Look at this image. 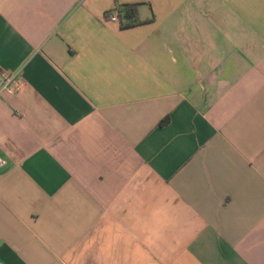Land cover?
<instances>
[{
	"label": "crops",
	"instance_id": "obj_1",
	"mask_svg": "<svg viewBox=\"0 0 264 264\" xmlns=\"http://www.w3.org/2000/svg\"><path fill=\"white\" fill-rule=\"evenodd\" d=\"M0 69L1 263L264 264V0H0Z\"/></svg>",
	"mask_w": 264,
	"mask_h": 264
},
{
	"label": "built area",
	"instance_id": "obj_2",
	"mask_svg": "<svg viewBox=\"0 0 264 264\" xmlns=\"http://www.w3.org/2000/svg\"><path fill=\"white\" fill-rule=\"evenodd\" d=\"M107 15L109 19H112V21L119 20L122 22L127 20L125 16H122L120 7L117 4L113 9H110L107 12ZM15 76V74L9 72L8 70L0 69V91L6 89H8V91H15L16 89H18L21 86L22 82L19 79L15 78ZM6 162L7 158L0 155V172ZM0 264L4 263L0 262Z\"/></svg>",
	"mask_w": 264,
	"mask_h": 264
},
{
	"label": "trees",
	"instance_id": "obj_3",
	"mask_svg": "<svg viewBox=\"0 0 264 264\" xmlns=\"http://www.w3.org/2000/svg\"><path fill=\"white\" fill-rule=\"evenodd\" d=\"M117 5L120 7V12L122 16H125L127 20L125 23L127 24H133L135 22H138V16H137V3H117Z\"/></svg>",
	"mask_w": 264,
	"mask_h": 264
}]
</instances>
